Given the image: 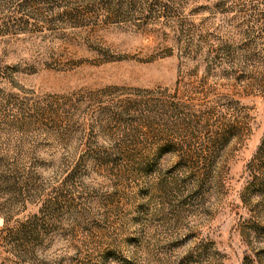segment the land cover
<instances>
[{
    "label": "rangeland",
    "instance_id": "obj_1",
    "mask_svg": "<svg viewBox=\"0 0 264 264\" xmlns=\"http://www.w3.org/2000/svg\"><path fill=\"white\" fill-rule=\"evenodd\" d=\"M0 264H264V0H0Z\"/></svg>",
    "mask_w": 264,
    "mask_h": 264
}]
</instances>
